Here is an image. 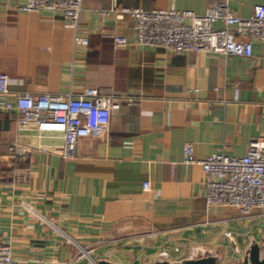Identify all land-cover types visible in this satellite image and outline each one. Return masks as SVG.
<instances>
[{"label":"crops","instance_id":"crops-1","mask_svg":"<svg viewBox=\"0 0 264 264\" xmlns=\"http://www.w3.org/2000/svg\"><path fill=\"white\" fill-rule=\"evenodd\" d=\"M25 2L0 0V76L11 93L0 105L15 94L84 89L133 103L69 159L60 135L19 130L17 114L0 109V244L12 248L15 264L207 255L243 264L251 245L264 250V216L209 205L202 167L184 164L188 146L206 160L244 157L252 142H264V42H253L251 58L176 53L137 45L134 19L110 12L111 0H84L77 29L61 16L19 11ZM222 4L246 19L264 0H119L118 8L202 15Z\"/></svg>","mask_w":264,"mask_h":264},{"label":"built area","instance_id":"built-area-1","mask_svg":"<svg viewBox=\"0 0 264 264\" xmlns=\"http://www.w3.org/2000/svg\"><path fill=\"white\" fill-rule=\"evenodd\" d=\"M118 1L111 0L110 12L116 13L118 18L129 15L134 19L135 43L142 47L165 48L182 54L195 52L251 58L253 42H264V6H255L253 15L243 19L236 17L225 4L200 15L192 11L120 10ZM83 3L84 0H26L18 9L61 16L68 27L77 29ZM218 23L223 24L222 29L215 28ZM127 43L123 38L115 39L116 46H126ZM0 83V96L9 97V79L0 76ZM132 103L125 96L84 89L79 94L72 91L59 95L15 94L14 102H5L0 109L17 114L19 130L32 127L39 137L60 135L64 158L69 159L71 150L81 140L107 134L113 114L124 104ZM184 164L202 167L207 178L206 202L209 205L229 207L245 219L256 214L264 216V142H252L244 157L221 153L206 160H199L195 148L188 146ZM150 189V183L144 184L145 191ZM226 237L230 239L232 234L227 233ZM83 253L91 259L87 251ZM167 257L168 254L164 253L163 258ZM0 264H15L13 250L8 245L0 244Z\"/></svg>","mask_w":264,"mask_h":264},{"label":"water","instance_id":"water-1","mask_svg":"<svg viewBox=\"0 0 264 264\" xmlns=\"http://www.w3.org/2000/svg\"><path fill=\"white\" fill-rule=\"evenodd\" d=\"M98 264H112L103 261ZM156 264H218V260L214 256H205L196 260H185L181 263H170L168 261H158ZM243 264H264V250L257 243L250 246L245 255Z\"/></svg>","mask_w":264,"mask_h":264},{"label":"rangeland","instance_id":"rangeland-1","mask_svg":"<svg viewBox=\"0 0 264 264\" xmlns=\"http://www.w3.org/2000/svg\"><path fill=\"white\" fill-rule=\"evenodd\" d=\"M236 212H237V211H236ZM87 252H88L89 254H91L90 251H87Z\"/></svg>","mask_w":264,"mask_h":264}]
</instances>
